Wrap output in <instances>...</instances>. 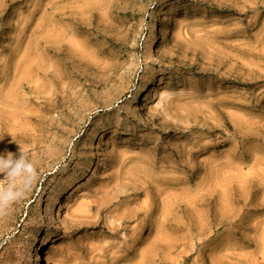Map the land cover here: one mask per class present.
Masks as SVG:
<instances>
[{"label":"rangeland","instance_id":"1","mask_svg":"<svg viewBox=\"0 0 264 264\" xmlns=\"http://www.w3.org/2000/svg\"><path fill=\"white\" fill-rule=\"evenodd\" d=\"M19 150L0 264H264V0H0Z\"/></svg>","mask_w":264,"mask_h":264},{"label":"clouds","instance_id":"2","mask_svg":"<svg viewBox=\"0 0 264 264\" xmlns=\"http://www.w3.org/2000/svg\"><path fill=\"white\" fill-rule=\"evenodd\" d=\"M38 162L11 152L0 154V217L9 216L13 205L24 199L37 179Z\"/></svg>","mask_w":264,"mask_h":264},{"label":"bare ground","instance_id":"3","mask_svg":"<svg viewBox=\"0 0 264 264\" xmlns=\"http://www.w3.org/2000/svg\"><path fill=\"white\" fill-rule=\"evenodd\" d=\"M153 42H152V45H157V43H158V40H157V37L155 36L154 37V39L152 40ZM144 85V84H143ZM141 91V87H139V89H138V92H140ZM152 93H154L155 94V89L153 88L152 89ZM151 96H152V94H151ZM135 98H136V101H133V102H131L132 104H135V103H137V99H138V93H136L135 94ZM135 100V99H134ZM100 134H102V136L104 137V135H105V133L104 132H102V133H100ZM92 135V138L95 136V133H92L91 134ZM99 135V134H98ZM76 180V179H75ZM67 188V187H66ZM59 191H65V188H61L60 190H58V192ZM56 193L57 192H51V193H49V196H48V213H49V217L50 218H52L53 219V217L57 214V210L56 209H54V204L56 203V202H52L53 200H54V197H56ZM51 203H53V205L51 204ZM56 205V204H55ZM46 210H47V208H46ZM46 216V215H45ZM54 221V220H53ZM76 222V221H75ZM77 223V222H76ZM79 223V222H78ZM83 224V223H82ZM79 225H80V223H79ZM75 227H77V226H75ZM39 235V234H38ZM37 235L36 234H34V239L33 240H38V238L36 237ZM39 237H40V246L38 247V248H36V255H35V264H47L48 263V256H47V252L45 251V248L43 247V246H45V245H47V244H49L50 243V241H51V236L48 234V233H46V234H41V235H39ZM62 238V235H57L56 236V240H59V239H61Z\"/></svg>","mask_w":264,"mask_h":264}]
</instances>
